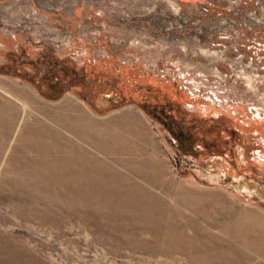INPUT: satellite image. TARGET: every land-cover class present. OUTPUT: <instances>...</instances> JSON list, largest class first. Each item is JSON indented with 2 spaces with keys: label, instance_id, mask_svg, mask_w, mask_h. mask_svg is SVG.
Instances as JSON below:
<instances>
[{
  "label": "rangeland",
  "instance_id": "rangeland-1",
  "mask_svg": "<svg viewBox=\"0 0 264 264\" xmlns=\"http://www.w3.org/2000/svg\"><path fill=\"white\" fill-rule=\"evenodd\" d=\"M0 264H264V0H0Z\"/></svg>",
  "mask_w": 264,
  "mask_h": 264
},
{
  "label": "trees",
  "instance_id": "trees-1",
  "mask_svg": "<svg viewBox=\"0 0 264 264\" xmlns=\"http://www.w3.org/2000/svg\"><path fill=\"white\" fill-rule=\"evenodd\" d=\"M48 62V63H47ZM45 64H48V67L46 65V70H45V74L47 75V79H56L55 77V73L53 71L54 66L57 65V62L55 60H50L47 61ZM53 71V72H52ZM182 122L178 121L175 122V131L173 132V135L175 136V138L181 143H190V141H192L191 138V134H190V130H188L187 128L182 127L180 124Z\"/></svg>",
  "mask_w": 264,
  "mask_h": 264
},
{
  "label": "bare ground",
  "instance_id": "bare-ground-1",
  "mask_svg": "<svg viewBox=\"0 0 264 264\" xmlns=\"http://www.w3.org/2000/svg\"><path fill=\"white\" fill-rule=\"evenodd\" d=\"M26 99H27V98H26ZM21 100H22V99H21ZM21 100H20V101H21ZM28 100H29V99H28ZM15 101H16V100H15ZM17 102H18V101H17ZM21 102H22V101H21ZM21 102H19V103H20V104L22 105V107L24 108V105H23L24 102H22V103H21ZM26 102H27V101H26ZM28 102H29V101H28ZM29 104H30V102H29ZM29 104H28V105H29ZM31 104H32V103H31ZM38 104H39V103H38ZM32 105H33V104H32ZM25 106H26V104H25ZM27 107H28V106H27ZM34 107H35V106H34ZM29 108H30V107H29ZM32 108H33V107H32ZM40 108H41V107H40Z\"/></svg>",
  "mask_w": 264,
  "mask_h": 264
},
{
  "label": "built area",
  "instance_id": "built-area-1",
  "mask_svg": "<svg viewBox=\"0 0 264 264\" xmlns=\"http://www.w3.org/2000/svg\"><path fill=\"white\" fill-rule=\"evenodd\" d=\"M177 161H178V160H176V162H177ZM179 161L182 162V163H183V162H184V163L186 162V160H183V159H179Z\"/></svg>",
  "mask_w": 264,
  "mask_h": 264
}]
</instances>
